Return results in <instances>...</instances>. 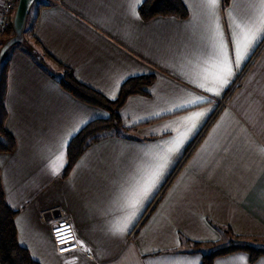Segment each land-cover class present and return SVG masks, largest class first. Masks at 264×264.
I'll return each instance as SVG.
<instances>
[{
	"label": "crops",
	"instance_id": "crops-1",
	"mask_svg": "<svg viewBox=\"0 0 264 264\" xmlns=\"http://www.w3.org/2000/svg\"><path fill=\"white\" fill-rule=\"evenodd\" d=\"M34 2L26 18L33 15L36 50L69 67L78 81L112 100L129 77L154 74V82L146 94L126 97L118 110L128 131L93 142L62 175L71 137L108 114L62 89L25 47L8 54L4 128L15 147L0 152V181L6 204L16 212L17 241L32 259L200 264L202 254L222 239L216 226L264 243V36L238 67L232 46L234 20L253 19L258 0H230L226 6L221 0L215 10L224 52L233 60V74L222 88L205 79L213 23L205 0H182L185 18L149 20L137 13L142 0ZM197 97L196 104L177 107ZM197 112L204 116L170 155L155 187L129 208L128 194L147 166L191 127L186 118ZM54 208V215L72 217L92 260L79 251L55 252L50 214L43 215ZM183 239L202 246L189 251ZM212 264H264V256L251 262L247 252L234 251Z\"/></svg>",
	"mask_w": 264,
	"mask_h": 264
},
{
	"label": "trees",
	"instance_id": "trees-1",
	"mask_svg": "<svg viewBox=\"0 0 264 264\" xmlns=\"http://www.w3.org/2000/svg\"><path fill=\"white\" fill-rule=\"evenodd\" d=\"M17 2V0H15ZM139 5L138 12L143 20H149L156 16H176L178 18H185L188 14L186 6L182 0H142ZM230 0H222V6H226ZM29 15V13H28ZM12 21L6 25H0V43L13 36ZM30 30V29H29ZM31 31V30H30ZM36 44L37 41H33ZM29 54L37 60L39 65L48 70L53 77L57 78L62 89L68 91L78 100L87 104L94 105L104 109L107 112L106 118H97L89 121L84 125L75 135H73L68 142L66 153L67 163L61 172L62 175H67L73 167L75 160L86 150L90 144L98 141L108 133L120 134L128 131L120 122L119 109L124 104L126 97L132 94H146L147 87L154 82V74H145L132 76L124 80L120 85L117 97L107 99L102 93L96 91L94 88L78 81L73 76V71L54 60L48 53L42 51L41 54L27 48ZM45 56L51 60L55 65L57 71H51L44 60ZM8 58H4L0 65V152H10L14 150V137L4 128L6 120L5 94H6V75ZM0 181V264H40L33 260L28 250L19 245L17 241V234L15 229L14 217L16 212L13 211L4 200L3 189ZM231 239V243L212 248L210 251L202 254V261L200 264H212L214 259L224 254L233 253L234 251H244L249 254L251 262L256 261L259 257L264 256V247L253 246L251 244H243L237 242L241 237L237 235L230 227L216 226ZM183 244L189 251H199L202 243L189 241L183 239Z\"/></svg>",
	"mask_w": 264,
	"mask_h": 264
},
{
	"label": "snow or ice",
	"instance_id": "snow-or-ice-1",
	"mask_svg": "<svg viewBox=\"0 0 264 264\" xmlns=\"http://www.w3.org/2000/svg\"><path fill=\"white\" fill-rule=\"evenodd\" d=\"M221 0H205V4L210 10L213 17V23L209 28V52L208 58L205 61L206 65H211L207 68V75L205 79L211 80V82L218 84L221 88L228 83V79L233 74V60L229 55L225 54L224 48L226 45L222 42L220 37V25L219 20L215 16V10L219 8ZM234 27L237 29L233 33L232 46L235 54V66L238 67L239 64L247 57L251 48L254 46L255 42L264 36V0H258V12L257 15L248 21H237L234 20ZM199 87H204L203 84L198 85ZM206 91L216 92L213 87L205 88ZM201 98L187 101L186 104L177 105V107H186L187 104H196ZM204 113H194L192 116L187 117L186 120L191 122V127L187 128L185 131L180 132L179 135L171 141V146L161 149L148 166L145 173L136 182V185L128 194V207L135 209L139 203V197L147 198L150 194L152 188L158 182L159 177L162 175L163 170L166 168L170 155L176 153L180 150L183 144L198 126V121ZM135 212H132V217L134 218ZM117 231H122L118 229Z\"/></svg>",
	"mask_w": 264,
	"mask_h": 264
},
{
	"label": "built area",
	"instance_id": "built-area-1",
	"mask_svg": "<svg viewBox=\"0 0 264 264\" xmlns=\"http://www.w3.org/2000/svg\"><path fill=\"white\" fill-rule=\"evenodd\" d=\"M15 0H6L5 7L0 13V25H6L8 22L12 21L13 11L15 9ZM56 208L49 210H44L43 215L50 217L47 218V223L50 227V237L52 241V247L59 255L70 254L75 251H79L84 254L85 258L93 259V255L88 248V246L82 242L77 230L72 222V217L59 211L58 215H54L52 211ZM97 264V262H95Z\"/></svg>",
	"mask_w": 264,
	"mask_h": 264
},
{
	"label": "rangeland",
	"instance_id": "rangeland-1",
	"mask_svg": "<svg viewBox=\"0 0 264 264\" xmlns=\"http://www.w3.org/2000/svg\"><path fill=\"white\" fill-rule=\"evenodd\" d=\"M37 2H38V0H35V2H34V4H37ZM5 3H6V0H0V13H1V10H3V8L5 7ZM33 4V6H32V9L35 7V5ZM15 10V9H14ZM32 11V10H31ZM13 13H14V11H13ZM31 13V12H30ZM31 16H33L32 14H31ZM31 16H29L30 18H27V20H26V24H25V28L23 29L24 30V40L23 41H21V42H19V43H16V44H14V45H12V46H10V47H8L5 51H3V53L1 54V57H0V65H1V62H2V60L4 59V58H6V57H8V54L14 49V48H16V47H20V46H22V47H25L26 49L29 47V48H32L34 51H40L39 50V48H38V50H36L37 49V47H36V45H35V43L32 41V39H31V31L29 30L30 29V26H31V24H32V17ZM1 42V41H0ZM25 45V46H24ZM2 46H3V43H0V49L2 48ZM26 46H28V47H26ZM41 52V51H40ZM41 54V53H40ZM46 60V62H47V66H48V68L51 70V71H54V72H56L57 71V69H56V67H55V65H53L54 63L51 61V60H49V59H45ZM56 210V209H55ZM264 241V240H263ZM237 242H239V243H243V244H245V243H247V244H251V245H253V246H258V245H264V243H262V242H258V243H255L254 241H253V239H247V238H245V239H243V238H240V239H238L237 240ZM231 243V239H229L226 235H224V234H222V239H221V241L220 242H218V244L216 245V246H221V245H227V244H230ZM215 246V247H216ZM264 247V246H263ZM211 248H212V246H211ZM214 248V247H213Z\"/></svg>",
	"mask_w": 264,
	"mask_h": 264
},
{
	"label": "water",
	"instance_id": "water-1",
	"mask_svg": "<svg viewBox=\"0 0 264 264\" xmlns=\"http://www.w3.org/2000/svg\"><path fill=\"white\" fill-rule=\"evenodd\" d=\"M34 0H17L15 5V10L12 18V30L14 32L13 36H11L7 41L5 40L2 48L0 49V57L3 51H5L8 47L19 43L24 40V28L26 24V20L28 17V13L31 7V4Z\"/></svg>",
	"mask_w": 264,
	"mask_h": 264
}]
</instances>
